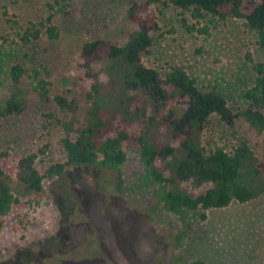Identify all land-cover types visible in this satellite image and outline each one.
Masks as SVG:
<instances>
[{
  "label": "rangeland",
  "instance_id": "rangeland-1",
  "mask_svg": "<svg viewBox=\"0 0 264 264\" xmlns=\"http://www.w3.org/2000/svg\"><path fill=\"white\" fill-rule=\"evenodd\" d=\"M144 1L0 0V110L12 90L9 67L18 63L26 71L18 85L25 100L22 111L0 113V168L10 179L21 155L35 153L40 172L63 161L58 139L65 130L57 119L82 121V93L90 83L79 58L81 44L90 39L124 43L134 28L125 21V9ZM149 9L155 30L141 64L159 77L179 65L200 90L221 94L232 111L242 109L241 94L251 85L253 65L264 57L241 18L192 19L169 0ZM47 25L53 27L51 38L44 31ZM31 31L36 37L22 44L20 36ZM32 70L46 83L44 100L30 88ZM54 93L73 101L75 112L59 108ZM198 139L204 150H229L240 139L255 156L263 154L264 130H254L238 115L227 124L211 114ZM125 155L118 169L64 168L44 179L37 194L11 206L0 228V264H189L194 259L264 264V193L181 218L129 190L141 167L133 154ZM182 185L197 193L208 184Z\"/></svg>",
  "mask_w": 264,
  "mask_h": 264
},
{
  "label": "trees",
  "instance_id": "trees-1",
  "mask_svg": "<svg viewBox=\"0 0 264 264\" xmlns=\"http://www.w3.org/2000/svg\"><path fill=\"white\" fill-rule=\"evenodd\" d=\"M169 1L189 11L192 19L203 15L217 20L241 18L264 57V0ZM159 2L145 0L127 5L124 18L134 28L126 34L124 43L90 39L81 44L79 58L84 77L90 81L82 93L86 103L83 119L80 123L57 119L65 130L58 139L63 161L49 163L40 172L34 165L35 153L21 155L14 180L0 168V228L10 207L37 194L44 179L68 167L118 169L126 152L133 154L141 167L129 190L146 195L155 206L181 218L191 211L220 208L230 201L241 203L264 193V139L261 157L240 139L229 150H204L198 139L211 114L227 124L238 115L254 130H264V62L253 65L251 85L241 94L245 106L236 111L216 91L200 90L179 65L170 66L159 77L140 62V55L151 45L149 33L155 30L149 4ZM44 31L48 38L55 35L50 25ZM35 37L36 31L24 32L19 41L25 44ZM25 73L21 64L9 67L12 90L4 98L1 114L22 111L25 100L18 85ZM98 75L103 79L99 80ZM29 79L31 90L44 100L46 83L36 70ZM51 98L67 113L75 112V103L62 94L54 93ZM186 182L197 187L208 185L191 193L182 185ZM189 264L204 262L194 259Z\"/></svg>",
  "mask_w": 264,
  "mask_h": 264
}]
</instances>
